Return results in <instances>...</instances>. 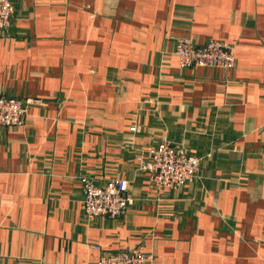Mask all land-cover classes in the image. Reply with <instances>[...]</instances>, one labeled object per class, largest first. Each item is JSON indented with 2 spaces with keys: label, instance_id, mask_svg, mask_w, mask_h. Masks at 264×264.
I'll use <instances>...</instances> for the list:
<instances>
[{
  "label": "crops",
  "instance_id": "1",
  "mask_svg": "<svg viewBox=\"0 0 264 264\" xmlns=\"http://www.w3.org/2000/svg\"><path fill=\"white\" fill-rule=\"evenodd\" d=\"M12 2L0 94L38 101L0 126V264L134 246L149 264H264V2ZM179 37L233 44L234 65L179 66ZM163 135L199 177L158 193L135 157ZM82 176L127 179L132 203L88 220Z\"/></svg>",
  "mask_w": 264,
  "mask_h": 264
},
{
  "label": "built area",
  "instance_id": "2",
  "mask_svg": "<svg viewBox=\"0 0 264 264\" xmlns=\"http://www.w3.org/2000/svg\"><path fill=\"white\" fill-rule=\"evenodd\" d=\"M13 13L12 0H0V31L9 26ZM173 53L181 67L226 69L235 62L233 44L214 38L197 44L188 37H179L175 41ZM32 101L0 94V126L21 125L27 105ZM134 129L133 126L130 127V130ZM135 159L137 168L148 172L149 180L158 193L165 188H178L199 177L200 157L171 143L165 135L156 144L140 149ZM80 181L83 193L80 206L88 220L102 215L117 217L132 203L128 180L125 178L112 179L104 186L97 185L93 178L87 176H82ZM93 247L99 249L98 245L94 244ZM151 258L150 252L141 246H134L102 253L94 264H149Z\"/></svg>",
  "mask_w": 264,
  "mask_h": 264
}]
</instances>
